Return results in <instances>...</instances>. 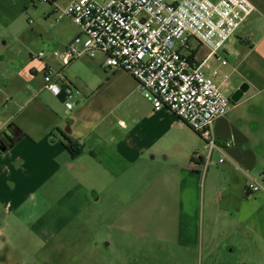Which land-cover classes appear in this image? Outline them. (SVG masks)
<instances>
[{
    "label": "crops",
    "instance_id": "0c3cea01",
    "mask_svg": "<svg viewBox=\"0 0 264 264\" xmlns=\"http://www.w3.org/2000/svg\"><path fill=\"white\" fill-rule=\"evenodd\" d=\"M36 1L0 0V68L9 65L3 57L5 31L24 33L16 20L36 8ZM68 1L46 2L44 20L51 15L71 21L55 14V7ZM249 1L254 9L242 23L251 26L260 17L264 24V0ZM29 33L41 37V27ZM79 34L78 27L56 30L66 39L61 49ZM263 42L264 30L258 39ZM191 45L197 58L206 55H199L202 46L192 40ZM55 61L30 63L26 85L11 87L0 79V95H5L0 133L11 134V125L21 132L0 148V264H54L56 252L66 251L77 231L88 234L79 245L81 260L87 248L99 250V264L103 252L117 251L118 245L133 250L137 237L187 251L206 249L207 255L223 246L230 253L248 238L264 243L259 215L240 206L264 199L261 188L257 193L246 188L250 182L259 185L260 166L237 165L225 145L209 152L171 111L152 112L135 79L122 69L104 66L111 71L106 81L79 91L64 68L60 83L69 84L71 93L53 95L44 87L43 69H58ZM38 74L41 81L34 83ZM66 98H73L75 106ZM63 135L81 146L76 156L64 147ZM5 144L1 137L0 147Z\"/></svg>",
    "mask_w": 264,
    "mask_h": 264
},
{
    "label": "built area",
    "instance_id": "2783aa9c",
    "mask_svg": "<svg viewBox=\"0 0 264 264\" xmlns=\"http://www.w3.org/2000/svg\"><path fill=\"white\" fill-rule=\"evenodd\" d=\"M253 9L249 0H69L56 6L55 14L57 19L69 18L80 34L64 49L50 51L59 68L45 65L44 87L55 96H69L71 86L60 83L62 70L84 55L101 53L104 66L122 69L135 79L152 112L171 111L210 152L219 148L211 132L213 122L233 102L215 81L219 67L209 60L214 57L219 66L227 63L218 51ZM191 40L207 49L203 58L192 53ZM47 56L43 50L35 55L41 61ZM246 188L260 189L254 182Z\"/></svg>",
    "mask_w": 264,
    "mask_h": 264
},
{
    "label": "rangeland",
    "instance_id": "374dc122",
    "mask_svg": "<svg viewBox=\"0 0 264 264\" xmlns=\"http://www.w3.org/2000/svg\"><path fill=\"white\" fill-rule=\"evenodd\" d=\"M63 1V0H60ZM36 8L30 7L28 12L22 13L17 21V27L24 29V33L15 34V30L9 29L6 33V43L3 57L9 61V65L0 68V79L10 81V86L19 85L30 80L28 67L30 63L42 62L35 57L37 52L43 50L47 53V60L54 61L50 56L52 49H61L65 37H57L56 30L64 27L68 31L77 28L71 21H55L50 15L48 22L44 20L47 11V3L36 1ZM260 17L249 26L242 23L233 36H231L218 51L226 60V64L219 68L221 75H231L233 85L245 84V90L240 99L229 107L228 111L213 122L211 132L214 140L219 145H225L226 150L221 156L229 155L234 163L239 166H260L258 170L264 172V42L258 43L260 34L264 30V24L259 22ZM41 27V37L30 35L29 29L35 30ZM54 28V29H53ZM55 31V32H52ZM175 43V42H174ZM192 44L195 41L192 40ZM1 45V43H0ZM206 49L201 47L199 55L204 56ZM2 54L0 52V58ZM104 56L97 53L96 57L89 58L84 55L72 61L64 70V75L80 91L90 90L105 82L111 75V71L104 70ZM13 62L14 66H10ZM211 66H216L218 61L213 58L209 60ZM23 73L22 77L20 74ZM41 74L33 81H41ZM22 79V80H21ZM226 96L230 93L222 89ZM9 95V94H7ZM5 95H0V100ZM75 106L73 98H66ZM58 103L60 102L56 99ZM227 144V145H226ZM217 157V156H216ZM217 159V158H214ZM215 161V160H214ZM262 172V173H263ZM261 173L258 191L264 194V175ZM257 193V192H256ZM251 193L247 198H252ZM240 206L248 214L259 215V222L264 228V199H250L246 203L240 202ZM251 232V231H250ZM264 233V230H263ZM88 234L75 232L69 237L66 251L56 252L54 264H99L96 260V251H82L87 254L85 260H81L80 242L86 241ZM234 251L228 253L227 248L212 250L213 255H207L206 249L184 250L171 246H164L151 240L136 238L133 250L117 246L116 250L104 251L102 264H264V243L251 241V238ZM256 245H255V244Z\"/></svg>",
    "mask_w": 264,
    "mask_h": 264
},
{
    "label": "trees",
    "instance_id": "16d2710c",
    "mask_svg": "<svg viewBox=\"0 0 264 264\" xmlns=\"http://www.w3.org/2000/svg\"><path fill=\"white\" fill-rule=\"evenodd\" d=\"M192 53H195V50H192ZM13 127V128H11ZM9 129L12 131L11 134H7L6 132H2L0 133V141H1V137H4L7 139L8 142H10L9 144H5L2 145L0 148L4 149L7 146H10L13 141L19 136L21 135V132L18 128L14 127V126H9ZM64 136V147L67 149V151L69 152V154L74 157L76 156L80 151H81V146H78L75 142H73L69 137H67L66 135ZM12 140V141H11Z\"/></svg>",
    "mask_w": 264,
    "mask_h": 264
},
{
    "label": "flooded vegetation",
    "instance_id": "af4514ba",
    "mask_svg": "<svg viewBox=\"0 0 264 264\" xmlns=\"http://www.w3.org/2000/svg\"><path fill=\"white\" fill-rule=\"evenodd\" d=\"M215 81L220 85L221 89H224L225 91H228L230 93L229 97L233 94L237 95L238 93L241 92L243 95L244 92L243 89L245 88V84L233 85L232 84L233 80H231V75H226V77H224V75L223 76L221 75V71L219 70V75L215 77ZM9 143L10 142H8V144Z\"/></svg>",
    "mask_w": 264,
    "mask_h": 264
},
{
    "label": "water",
    "instance_id": "95a60500",
    "mask_svg": "<svg viewBox=\"0 0 264 264\" xmlns=\"http://www.w3.org/2000/svg\"><path fill=\"white\" fill-rule=\"evenodd\" d=\"M243 90H245V89H243ZM241 95H242V92L241 93H238L237 95L236 94H233L229 98H230V100L232 102H236V101H238L240 99Z\"/></svg>",
    "mask_w": 264,
    "mask_h": 264
}]
</instances>
